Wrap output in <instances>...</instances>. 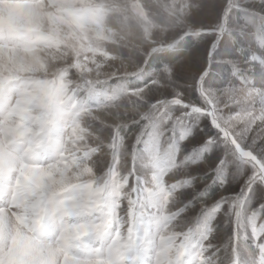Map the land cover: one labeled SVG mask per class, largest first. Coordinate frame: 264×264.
<instances>
[{"label": "rangeland", "instance_id": "rangeland-1", "mask_svg": "<svg viewBox=\"0 0 264 264\" xmlns=\"http://www.w3.org/2000/svg\"><path fill=\"white\" fill-rule=\"evenodd\" d=\"M81 2L94 7L68 10L76 17L69 24L74 31L68 40L74 42L51 47L56 56L68 54L55 61L59 70L53 73L34 49L5 42L26 40L39 30L30 0H0V199L16 200L40 232L62 236L60 264H200L207 244L205 193L222 178L213 169L215 160L225 161L230 177H243L227 185L221 179L224 188L213 198H223L225 209L231 206L228 197L264 182L246 163L249 153L256 154L251 137L249 146L237 145L238 158L222 144L201 143L215 134L203 114L258 113L264 81L249 76L221 90L225 77L205 86L197 63L205 48L189 31L184 0ZM114 29L139 37L122 41L113 38ZM181 51L171 63L170 55ZM163 56L168 62L157 68L154 59ZM166 66L175 71V89L187 106L170 105L172 90L159 87ZM132 80L141 87L129 89ZM144 99L160 103L149 109ZM130 109L139 113L134 119ZM108 113L120 114L119 128ZM122 128L129 130L126 140ZM260 143L255 141L257 149ZM167 151H174L175 160ZM186 166L189 174L174 175ZM18 237L13 264H54L43 240ZM224 239L221 231L213 242ZM256 264H264L260 249Z\"/></svg>", "mask_w": 264, "mask_h": 264}, {"label": "clouds", "instance_id": "clouds-1", "mask_svg": "<svg viewBox=\"0 0 264 264\" xmlns=\"http://www.w3.org/2000/svg\"><path fill=\"white\" fill-rule=\"evenodd\" d=\"M250 4L257 6L264 5V0H248ZM219 0H184L182 8L185 15L191 22V31L194 35L200 37L198 41L199 48H205L210 35L216 31L217 10ZM35 16L34 22L38 25L39 30L28 34L26 40H5L11 43L18 50L22 47L34 49L33 55L49 61L50 72L55 73L59 69L55 65L56 60H65L67 52L62 56H56L51 53V47L57 42L70 44L74 42L68 40L72 37L73 28L69 27L76 17L68 14L69 9H80L85 6L94 7V5H85L81 0H30ZM61 21H65L62 23ZM250 31L259 27H264V14L257 13L249 21ZM227 31V29H226ZM76 36H79L77 31ZM184 34L179 35L183 40ZM139 37V33L129 30L125 34L113 30V38L125 41L129 37ZM162 42V41H160ZM260 54H264V45L260 47ZM23 55L29 61L32 59L27 53ZM168 76L162 78L158 83L160 88H170L173 98L169 104H185L182 94L175 89V71L167 69ZM151 91V90H150ZM150 94V93H149ZM160 101L152 102L148 99L143 100L145 108H155ZM192 112L200 113V109L192 107ZM132 118L139 114L136 109L129 110ZM218 111V110H217ZM112 117V124L119 128L122 119L119 113H108ZM204 118H208L213 124L215 134L209 137L207 144L224 145L232 157H239L240 148L249 146L247 139L251 137L253 145L250 147L256 152L255 156L249 153V160L257 173L264 180V108L258 113L250 112L247 114H235L224 117L222 115H211L204 113ZM94 119L103 121L105 116L97 115ZM261 141L259 148L255 147V141ZM102 144L103 141L101 140ZM240 146V148L237 147ZM168 159L175 160L174 151H167ZM222 177H227L223 183L227 185L230 180L236 181L243 179L242 176L230 177L227 173V165L224 160L217 165ZM124 170H127L126 167ZM171 171V169H170ZM190 167H181L174 173L175 176L189 174ZM216 171V170H214ZM147 176V174H146ZM163 181V177H161ZM264 182L260 183V188L253 192L249 187L247 192H242L234 197H228L230 203L228 209L224 208V199H210L207 208L203 211L204 215V235L203 240L207 242L206 247L201 255L200 264H256L257 249L264 252ZM194 196L199 193L193 189ZM221 216L223 219L221 220ZM225 233V239L214 243L216 236L220 232ZM24 234L29 237H36L45 242L46 247L50 248L54 258V264H60V252L66 247L65 241L58 233H42L37 228L32 219L31 213L12 198L0 199V256L7 257V254L13 247L14 240Z\"/></svg>", "mask_w": 264, "mask_h": 264}, {"label": "snow or ice", "instance_id": "snow-or-ice-1", "mask_svg": "<svg viewBox=\"0 0 264 264\" xmlns=\"http://www.w3.org/2000/svg\"><path fill=\"white\" fill-rule=\"evenodd\" d=\"M257 13L264 14V5L250 4L248 0H219L216 31L208 39L203 59L197 61L200 65L198 78L203 80L206 87L211 86V82L216 78L225 77L229 80L220 86L221 90L228 88L231 81L239 82L241 78L247 79L249 76L252 78L258 76L264 81V54H260L259 51L261 45H264V27L249 30V21ZM208 138L201 143H206ZM220 161L221 158L215 160L213 169L217 168ZM212 176L216 179L215 171L212 172ZM221 179L225 180L227 177ZM221 179H216L214 187L223 186ZM259 188L260 184H257L252 190L255 192ZM212 191L213 189H208L205 195H211ZM260 194L264 195V192ZM18 238L27 239L24 234H20ZM43 250L42 247L41 251ZM14 251L15 240L7 257L0 256V264H13L11 257Z\"/></svg>", "mask_w": 264, "mask_h": 264}, {"label": "trees", "instance_id": "trees-1", "mask_svg": "<svg viewBox=\"0 0 264 264\" xmlns=\"http://www.w3.org/2000/svg\"><path fill=\"white\" fill-rule=\"evenodd\" d=\"M186 49H187V47H184V48H183V50H186ZM184 53H185V51L178 52L177 55H173V54H175V53H173V54L170 55V56H171V57H174V58H173V61H170V62H171V63H172V62H175V61L178 60L180 57H182ZM164 57H165V56H163V58H162L161 60L158 59V58L154 59V60H156V67H157V68H160L161 66L164 65V63L166 64V63L168 62L169 56H168L166 59H164ZM171 59H172V58H171ZM151 63H153V59H150V61L147 63V67H149ZM154 66H155V65H154ZM133 84H135V80H132L130 83H128L129 89L135 90V89L141 87V86H140V87H136V88H135V86H134ZM121 130H122V132L124 133L121 137H122L123 139L126 140V139H127V135H128L127 131H129V130H125L124 128H122ZM131 132H134V131H131ZM214 185H215V184H214ZM214 185L208 187V189H213V191H212V194H211V195H205V197H204V202H205V203L209 202L210 199H212L216 194H218V193H219L220 191H222V189L224 188V185H223V186H220V187H214ZM208 189H207V191H208ZM207 191H206V192H207ZM204 202H202V203H204Z\"/></svg>", "mask_w": 264, "mask_h": 264}]
</instances>
